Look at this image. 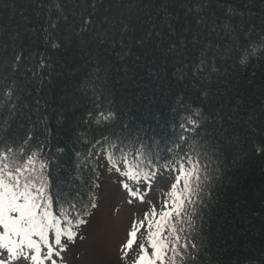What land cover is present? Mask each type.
I'll return each mask as SVG.
<instances>
[{
	"label": "trees",
	"instance_id": "obj_1",
	"mask_svg": "<svg viewBox=\"0 0 264 264\" xmlns=\"http://www.w3.org/2000/svg\"><path fill=\"white\" fill-rule=\"evenodd\" d=\"M97 104L116 114L97 133L161 142L200 109L217 179L189 232L204 264H264V0H0V137L64 147L55 175Z\"/></svg>",
	"mask_w": 264,
	"mask_h": 264
},
{
	"label": "snow or ice",
	"instance_id": "obj_2",
	"mask_svg": "<svg viewBox=\"0 0 264 264\" xmlns=\"http://www.w3.org/2000/svg\"><path fill=\"white\" fill-rule=\"evenodd\" d=\"M187 111L161 142L134 131L115 136L97 133L116 119L115 113L97 104L95 113L83 118L85 127L93 129L91 137L88 131L77 132L81 147L72 149V165L59 167L55 175L53 168L59 164L57 157L65 154L64 147H57L55 156L45 155L44 145L33 148L39 137L32 129L23 136L0 137V264H68L69 248L82 239L79 230L94 214L89 209L98 208L96 197L81 191L82 184L90 190L100 187L91 178L82 180L93 155L98 164L101 159L106 162V171L116 177L127 204L147 206L124 229L117 264H204L202 248L189 229L195 231L198 209L212 194L217 169L212 167L207 137L201 135L202 111ZM129 127L123 124L122 130ZM117 153L119 163L114 164ZM156 189L160 197L148 201Z\"/></svg>",
	"mask_w": 264,
	"mask_h": 264
},
{
	"label": "rangeland",
	"instance_id": "obj_3",
	"mask_svg": "<svg viewBox=\"0 0 264 264\" xmlns=\"http://www.w3.org/2000/svg\"><path fill=\"white\" fill-rule=\"evenodd\" d=\"M102 174L98 183V208L88 217V225L79 230L81 238L69 248L66 254L68 264H117L118 245L124 235V229L131 219L146 210V205L133 202L129 205L123 198L121 189L116 185L114 175L106 171V162L100 160ZM113 163H119L114 158ZM143 191V189H141ZM160 197L159 189L153 190L146 199L156 201Z\"/></svg>",
	"mask_w": 264,
	"mask_h": 264
}]
</instances>
